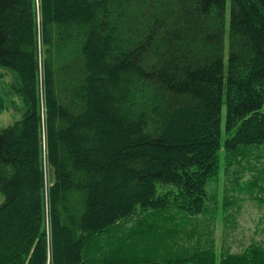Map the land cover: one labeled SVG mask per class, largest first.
<instances>
[{"label":"trees","instance_id":"16d2710c","mask_svg":"<svg viewBox=\"0 0 264 264\" xmlns=\"http://www.w3.org/2000/svg\"><path fill=\"white\" fill-rule=\"evenodd\" d=\"M227 12L228 0H0V69L25 105L0 129V264H264L263 248L181 255L179 226L146 232L176 204L187 219L205 209L222 147L264 144V0H230L228 33ZM156 235L169 255L135 248Z\"/></svg>","mask_w":264,"mask_h":264},{"label":"rangeland","instance_id":"374dc122","mask_svg":"<svg viewBox=\"0 0 264 264\" xmlns=\"http://www.w3.org/2000/svg\"><path fill=\"white\" fill-rule=\"evenodd\" d=\"M230 0H228L227 33ZM39 7V0H36V7ZM39 10V9H38ZM12 16V15H10ZM39 18V15H38ZM12 27H7V31ZM15 29V28H13ZM226 33L225 57L228 54V39ZM10 34V33H9ZM11 39V38H10ZM41 56L43 54L41 53ZM0 98L3 109L0 112V129L12 124L24 113L25 105L23 98L12 91L15 81L14 73L10 69H0ZM14 78V79H13ZM226 115V105L223 108V119ZM46 137L43 133L44 156H46ZM225 136L222 138L224 143ZM47 170L48 164H44ZM176 188L168 184H159L158 192L170 193ZM209 198L206 207L197 215H189L188 219L181 217L182 204L158 215L147 225L149 232L165 233L173 228L180 227L176 242L171 245L174 253L182 255L184 249L194 247L200 250H211L219 258L228 253H242L251 246L264 249V144L261 146H241L239 152L233 155L231 150L222 147L219 152L218 173L207 184ZM0 195V202L2 201ZM207 208V209H206ZM186 214V213H185ZM136 216V214H135ZM134 217L128 218L123 227L127 230L134 225ZM142 241H148V251L161 246L162 252L169 255L170 240L167 236H145L136 243L137 248ZM152 244V245H151ZM166 244V245H164ZM168 259V257H167ZM188 262L178 264H195L194 258L188 256ZM149 264V263H140ZM156 264H171L162 261Z\"/></svg>","mask_w":264,"mask_h":264}]
</instances>
